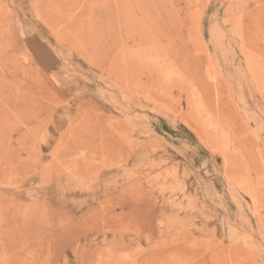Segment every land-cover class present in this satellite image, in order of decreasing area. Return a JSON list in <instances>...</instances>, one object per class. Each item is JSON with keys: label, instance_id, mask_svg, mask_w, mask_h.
Returning a JSON list of instances; mask_svg holds the SVG:
<instances>
[{"label": "rangeland", "instance_id": "obj_1", "mask_svg": "<svg viewBox=\"0 0 264 264\" xmlns=\"http://www.w3.org/2000/svg\"><path fill=\"white\" fill-rule=\"evenodd\" d=\"M46 1L95 31L0 0V264H264V0Z\"/></svg>", "mask_w": 264, "mask_h": 264}, {"label": "bare ground", "instance_id": "obj_2", "mask_svg": "<svg viewBox=\"0 0 264 264\" xmlns=\"http://www.w3.org/2000/svg\"><path fill=\"white\" fill-rule=\"evenodd\" d=\"M135 1H136V5H137L136 7H138L137 16L140 15L142 17H144V16L147 17L150 14L151 10H149V8L147 7L148 5L146 4V0H135ZM38 2H39V5L42 7V10H41L42 13L45 15V17H47V19L48 18L51 19V17H54V19H56V21H58L59 23H60L61 18H62V20L65 19L64 26L66 28L64 27V29H60L61 31H59V32L68 33L70 35H73L75 40H78L79 42H80V40H83L84 41V42H82L83 45L88 44V39H89L88 36L93 34V32L95 31L93 25L90 24V21H91L90 15H87V13H84L83 15L81 13L72 14V15L71 14L61 15L63 13H61L60 11L57 10V6L55 4L52 5L51 2L48 4V1H46V0H38ZM110 14H111V12H110ZM64 16H66V17H64ZM101 16L103 18H105L104 13H101ZM85 38H88V39H85ZM82 43H81V45H82ZM114 50L115 51L113 53L114 54L113 57L115 59L117 55L119 56L120 50H118L117 48H115ZM135 61L136 60L133 58L125 60V64H126V66H128L130 68V71H131V69L135 68ZM108 63H109V66L113 67L114 69L119 68L118 57L113 62H108ZM149 75H150L151 80L155 81L156 75L154 74V72L153 71L150 72ZM130 81H131L130 82L131 85H136V81H134V80H130ZM23 82H24V84L27 85L25 80H23ZM38 84H39V80L37 77H35L34 78V85H38Z\"/></svg>", "mask_w": 264, "mask_h": 264}]
</instances>
